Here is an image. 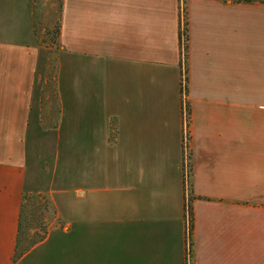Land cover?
<instances>
[{"label": "crops", "instance_id": "0c3cea01", "mask_svg": "<svg viewBox=\"0 0 264 264\" xmlns=\"http://www.w3.org/2000/svg\"><path fill=\"white\" fill-rule=\"evenodd\" d=\"M58 27L53 122L35 0H0V264H264V4L59 0ZM32 195L56 224L19 250Z\"/></svg>", "mask_w": 264, "mask_h": 264}, {"label": "rangeland", "instance_id": "374dc122", "mask_svg": "<svg viewBox=\"0 0 264 264\" xmlns=\"http://www.w3.org/2000/svg\"><path fill=\"white\" fill-rule=\"evenodd\" d=\"M35 14H36V32L40 40V46H42L45 54L48 57L47 60V72L44 76L43 91H42V108L44 114L48 115L50 121L56 122L58 116V106L56 101L55 85H56V36L55 30L58 27L59 18V0H35ZM244 20L246 22L243 26V38L244 42L246 39L251 38V36L257 31H253L252 25H249V15L244 11ZM250 45L243 46L244 53V63H243V76L244 81L250 77V75L257 70L254 66V62L251 60L246 61L248 55H252L249 47ZM184 81V80H183ZM243 102H254V101H264V95L257 94H247L242 95ZM53 142H50V145ZM65 146V147H64ZM74 147V143H60L61 148V161L58 164V169H64V153L68 152L69 148ZM51 159L55 153L56 147L51 145L49 147ZM73 149V148H71ZM68 161V169L73 173V159ZM53 166V160H51V168ZM73 182V180H72ZM68 184H72L68 181ZM73 197V196H71ZM67 197V199L71 198ZM56 224V211L54 206L48 196L44 195H32L26 197L22 215L20 219V230L18 235V245L19 250L29 249L38 242H40L50 229L52 225ZM191 263V261H190Z\"/></svg>", "mask_w": 264, "mask_h": 264}, {"label": "trees", "instance_id": "16d2710c", "mask_svg": "<svg viewBox=\"0 0 264 264\" xmlns=\"http://www.w3.org/2000/svg\"><path fill=\"white\" fill-rule=\"evenodd\" d=\"M236 1L237 2H242V3H245V4H250V3H261V4H264V0H236ZM185 31L186 30H185V26H184V34H185ZM58 32H59V27H57L56 30H55L56 38H57ZM190 219H191V215H190ZM25 250H27V248ZM18 255H21V253H18V254L16 253V257Z\"/></svg>", "mask_w": 264, "mask_h": 264}, {"label": "built area", "instance_id": "2783aa9c", "mask_svg": "<svg viewBox=\"0 0 264 264\" xmlns=\"http://www.w3.org/2000/svg\"><path fill=\"white\" fill-rule=\"evenodd\" d=\"M189 264H191V263L189 262Z\"/></svg>", "mask_w": 264, "mask_h": 264}]
</instances>
